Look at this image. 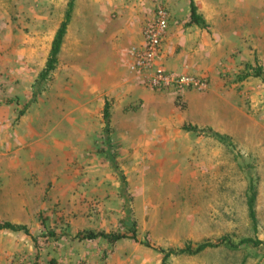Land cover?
<instances>
[{
    "label": "rangeland",
    "instance_id": "374dc122",
    "mask_svg": "<svg viewBox=\"0 0 264 264\" xmlns=\"http://www.w3.org/2000/svg\"><path fill=\"white\" fill-rule=\"evenodd\" d=\"M68 1L0 0V222L29 231H0V264H162L222 237L237 248L164 264H264V0H193L198 26L189 0H74L43 78ZM156 7L171 16L156 66L203 88L129 69ZM87 230L128 237L73 238Z\"/></svg>",
    "mask_w": 264,
    "mask_h": 264
},
{
    "label": "trees",
    "instance_id": "16d2710c",
    "mask_svg": "<svg viewBox=\"0 0 264 264\" xmlns=\"http://www.w3.org/2000/svg\"><path fill=\"white\" fill-rule=\"evenodd\" d=\"M74 6V0H69L67 3V8L64 14V18L62 22L60 23L59 27L57 28L53 40L51 42V47L49 51V56L45 65V69L42 71L41 76L44 78L51 70H53L55 64H56V57L58 55V52L61 47L62 39L65 34L67 25L70 21L71 13L73 10ZM189 23L193 25H200L203 23L202 19L196 12V7L194 5L193 0H189ZM188 128V127H187ZM187 130H194V128H188ZM219 140H221L222 136L218 137ZM252 191V189L250 188ZM253 194L251 193L250 196L247 198L246 204H247V209H248V216L252 224L253 231L256 232L255 223V213L253 209ZM3 230H8V231H13V232H23L24 234L29 235V231L27 228L23 225H15L10 222H0V231ZM130 236L129 238L136 240L135 236V225L132 224L127 231ZM125 233H113V232H103V231H92V230H87V231H80L77 232L73 238L77 239L79 241H94L97 239H101L106 241L108 244L113 245L119 240H122L124 238H127ZM239 244H251L252 246H258L261 244V242L257 239H252V238H247V239H242L240 240ZM144 246L146 247H151V245L148 242L143 243ZM226 246L228 248H237L238 244H233L232 241H230L228 238L222 237L217 239L214 242L211 241H205L201 242L195 245V247H191V245L187 244L184 247L180 249H166L165 251L159 250V252L163 253V258H162V264H164V260L172 255H180V254H185V255H194L197 254L205 249H210V248H218Z\"/></svg>",
    "mask_w": 264,
    "mask_h": 264
},
{
    "label": "built area",
    "instance_id": "2783aa9c",
    "mask_svg": "<svg viewBox=\"0 0 264 264\" xmlns=\"http://www.w3.org/2000/svg\"><path fill=\"white\" fill-rule=\"evenodd\" d=\"M170 20L167 9L156 7L153 10L141 29L140 41L130 52L129 69L144 76L147 86L151 89L177 92L191 88L201 89L204 84L199 79L156 66Z\"/></svg>",
    "mask_w": 264,
    "mask_h": 264
}]
</instances>
